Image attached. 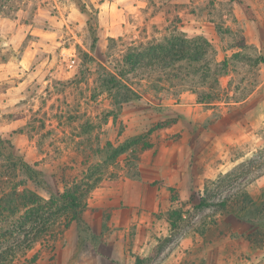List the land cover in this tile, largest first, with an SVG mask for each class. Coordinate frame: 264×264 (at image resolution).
Instances as JSON below:
<instances>
[{"label":"rangeland","instance_id":"374dc122","mask_svg":"<svg viewBox=\"0 0 264 264\" xmlns=\"http://www.w3.org/2000/svg\"><path fill=\"white\" fill-rule=\"evenodd\" d=\"M169 42L166 68L113 82L129 47ZM20 160L37 174L16 180L43 198L82 173L96 189L158 176L166 205L140 216L139 264H261L247 234L264 227V0H0V172ZM88 198L81 219L98 214ZM71 224L57 243L76 235L88 255L101 235Z\"/></svg>","mask_w":264,"mask_h":264},{"label":"trees","instance_id":"16d2710c","mask_svg":"<svg viewBox=\"0 0 264 264\" xmlns=\"http://www.w3.org/2000/svg\"><path fill=\"white\" fill-rule=\"evenodd\" d=\"M167 45L148 43L129 47L122 55L118 70L116 68L113 74H109L111 79L115 82V76L125 81V77L145 66L166 68L167 61L178 52L173 43L169 42ZM170 52H173L171 56ZM119 85L126 92L121 100H131L134 92L127 85L120 84V81ZM210 97H217V94H210ZM8 166L10 168V163ZM19 170L30 176L37 174L22 160L19 163L11 162V170L0 172V264H35L39 257L38 252H30L36 246L48 250L52 260L56 243L62 233L72 222L82 223L81 213L87 198L99 182L98 178H93L92 172L82 173L63 192L43 198L16 180ZM255 207L264 209V203H258ZM247 240L256 247L263 246L264 227L258 229L252 226ZM139 262L140 259L136 258L135 264Z\"/></svg>","mask_w":264,"mask_h":264},{"label":"crops","instance_id":"0c3cea01","mask_svg":"<svg viewBox=\"0 0 264 264\" xmlns=\"http://www.w3.org/2000/svg\"><path fill=\"white\" fill-rule=\"evenodd\" d=\"M144 177L139 180L125 178L117 185L111 187L94 189L88 198V203L98 214L93 217L82 216L90 226H93V234L101 235L100 240L89 243L91 249L88 253L74 255L77 245V236L62 247L59 240L56 243L55 261L52 264H62V256L65 262L70 260V264H135L136 258L145 257L144 253L150 244V232L146 229L148 222L140 218L142 214L157 213L165 205V197L161 196L159 189L150 186L151 181L158 178L153 173H142ZM146 177V178H145ZM145 181H148L146 184ZM108 212L110 215L106 222L107 231L101 233L103 224L101 213ZM135 228H132V226ZM98 227V228H97ZM73 230V224L64 231V235ZM40 260L37 261L39 263ZM261 264H264V260Z\"/></svg>","mask_w":264,"mask_h":264}]
</instances>
